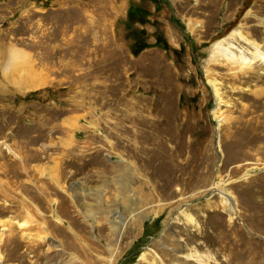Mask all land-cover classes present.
<instances>
[{"label": "rangeland", "instance_id": "rangeland-1", "mask_svg": "<svg viewBox=\"0 0 264 264\" xmlns=\"http://www.w3.org/2000/svg\"><path fill=\"white\" fill-rule=\"evenodd\" d=\"M0 264H264V0H0Z\"/></svg>", "mask_w": 264, "mask_h": 264}, {"label": "bare ground", "instance_id": "bare-ground-1", "mask_svg": "<svg viewBox=\"0 0 264 264\" xmlns=\"http://www.w3.org/2000/svg\"><path fill=\"white\" fill-rule=\"evenodd\" d=\"M217 46H219V45H217ZM29 82H31L30 80H27L26 81V83H29ZM215 96H216V98L218 99V96H217V93L215 94ZM213 114V118H214V120L216 121V124H217V129H219L220 128V125H219V123H220V121H221V118H219V117H217V115L213 112L212 113ZM127 187H128V185H127ZM219 184H213L212 185V189H214L215 191L217 190V191H219V192H221V190L219 189ZM234 201L233 200H231L228 204L230 205L229 207L231 208V210H232V213H234L233 212V210H236V207H235V205H234ZM119 227V226H118ZM117 227V228H118ZM119 230V229H118Z\"/></svg>", "mask_w": 264, "mask_h": 264}]
</instances>
